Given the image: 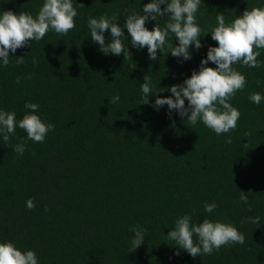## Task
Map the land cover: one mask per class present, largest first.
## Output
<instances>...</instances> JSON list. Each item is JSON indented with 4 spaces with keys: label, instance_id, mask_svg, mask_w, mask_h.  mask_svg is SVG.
<instances>
[{
    "label": "trees",
    "instance_id": "obj_1",
    "mask_svg": "<svg viewBox=\"0 0 264 264\" xmlns=\"http://www.w3.org/2000/svg\"><path fill=\"white\" fill-rule=\"evenodd\" d=\"M149 2L73 0V30L64 36L49 31L9 52L7 67L0 63V109L14 111L19 120L29 112L25 103H36L35 114L54 125L42 143L27 139L19 127L8 142L0 137V242L34 251L38 264H264V100H249L252 93L264 96V50L259 68L233 65L247 80L230 101L240 112L235 130L217 135L202 122L187 124L175 110L169 117L167 105L153 107L169 91L141 103L144 76L151 77L154 91L182 84L217 44L209 33L199 37V50L189 47L190 60L166 51L149 59L146 47L131 46L124 27L125 17L143 15ZM42 3L0 0V11L35 17ZM254 6L264 7V0H202L196 22L209 31L217 13L227 21ZM104 15L118 16L131 59L103 54L91 40L88 18ZM167 20L158 22L164 27ZM155 23L148 20L145 27L152 30ZM103 35L111 42L110 30ZM22 56L24 63L17 64ZM115 95L120 101L112 104ZM21 143L22 156L13 150ZM239 191L248 195L247 204ZM29 198L36 205L32 210L26 207ZM206 203L217 207L205 213ZM185 214L194 223H231L245 242L193 258L166 238ZM254 217L259 224L250 222ZM134 225L146 233L130 251Z\"/></svg>",
    "mask_w": 264,
    "mask_h": 264
},
{
    "label": "clouds",
    "instance_id": "obj_2",
    "mask_svg": "<svg viewBox=\"0 0 264 264\" xmlns=\"http://www.w3.org/2000/svg\"><path fill=\"white\" fill-rule=\"evenodd\" d=\"M201 3L202 0H150L143 6V15L132 12L125 17L124 27L131 37V46L137 49L146 47L151 60H157V53L163 51H166V55L171 53L173 57L190 60L189 47L194 46L199 50L202 47L199 37L211 34L217 46L208 48L206 59L200 61L199 71H192L190 77L184 79L182 84L172 85L168 89H158L155 86V91L151 77L145 75L144 82L140 84L141 103L147 104L150 94L169 91L170 97L155 99L154 108L158 110L167 105L169 117L172 110H175L182 119L186 117L185 122L189 125L195 126L202 122L217 135L227 134L236 129L240 119L239 110L233 107L230 101L237 92L243 91L247 84L245 76L233 65L240 64L250 68L262 66L258 57L261 55L260 50H264V7L246 8L241 16L227 21L224 14L217 13L215 26L209 31H204L196 22ZM161 5H165L163 10ZM79 6L84 7L83 4ZM77 15L73 0H43L35 17L23 11L18 14L11 10L0 11V63L7 67L9 52L15 53L18 48L29 45L31 41L42 40L49 31L59 36L66 35L76 27ZM165 16L168 20L164 27H161L158 21ZM148 20L156 21L152 30L145 27ZM117 21V15L89 17L87 26L90 38L99 45L103 54L119 56L123 53L124 60L131 59L121 39L124 33ZM106 30H110L111 35V42L107 43L103 35ZM173 38L178 44H173ZM24 56L17 57V64L24 63ZM209 62L216 67H207ZM20 79L21 77H17L16 82L19 83ZM27 79H31V76ZM249 100L259 105L264 96L258 92L252 93ZM119 101L120 97L115 95L110 103L116 104ZM24 107L29 112L19 120L14 111L0 109V137L4 142L9 141L17 127L26 132L27 139L38 143H42L47 133L54 129V125L45 123L35 114L39 104L26 102ZM225 142L230 144L232 141L227 139ZM13 150L22 156L26 151V144H17ZM239 195L240 201L247 204L248 195L242 191H239ZM25 203L29 210L36 206L31 198ZM216 207L215 203H206L204 212L212 213ZM247 210L251 211V207ZM44 211H48L47 207ZM250 222L259 224L260 218H250ZM129 231L134 234L130 241V251H134L144 242L146 229L134 225ZM166 238L193 258L211 255L213 250L218 251L225 245L245 242L244 235L231 223L209 219L194 223L191 214L177 217ZM0 264H38V259L34 251H22L12 242L6 241L0 242Z\"/></svg>",
    "mask_w": 264,
    "mask_h": 264
}]
</instances>
